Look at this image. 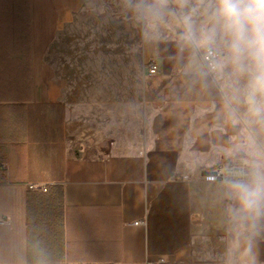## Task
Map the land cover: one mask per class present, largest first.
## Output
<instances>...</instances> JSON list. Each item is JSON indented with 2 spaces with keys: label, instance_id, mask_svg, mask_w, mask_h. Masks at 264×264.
Returning a JSON list of instances; mask_svg holds the SVG:
<instances>
[{
  "label": "crops",
  "instance_id": "obj_1",
  "mask_svg": "<svg viewBox=\"0 0 264 264\" xmlns=\"http://www.w3.org/2000/svg\"><path fill=\"white\" fill-rule=\"evenodd\" d=\"M77 17L71 0H0V264H264V210L233 214L200 178L250 159L217 82L172 38L145 42L132 78L125 56L84 61L67 96L40 47Z\"/></svg>",
  "mask_w": 264,
  "mask_h": 264
},
{
  "label": "clouds",
  "instance_id": "obj_2",
  "mask_svg": "<svg viewBox=\"0 0 264 264\" xmlns=\"http://www.w3.org/2000/svg\"><path fill=\"white\" fill-rule=\"evenodd\" d=\"M146 42L174 38L194 67L211 75L223 100L218 116L249 128L250 159L228 171L233 214L264 210V0H124Z\"/></svg>",
  "mask_w": 264,
  "mask_h": 264
},
{
  "label": "rangeland",
  "instance_id": "obj_3",
  "mask_svg": "<svg viewBox=\"0 0 264 264\" xmlns=\"http://www.w3.org/2000/svg\"><path fill=\"white\" fill-rule=\"evenodd\" d=\"M72 7L77 12V25H73V33L47 37V43L41 45L40 56L53 65L58 61L66 68L68 76L67 90L70 95V78L72 75H82L84 61L113 60L125 56L127 75H136L140 62V50L145 44L141 35V26L136 22L131 12L124 5V0H71ZM46 51V56L45 50ZM78 60V68L71 65ZM73 62V63H72ZM80 79V78H79ZM246 155L233 159H247Z\"/></svg>",
  "mask_w": 264,
  "mask_h": 264
},
{
  "label": "built area",
  "instance_id": "obj_4",
  "mask_svg": "<svg viewBox=\"0 0 264 264\" xmlns=\"http://www.w3.org/2000/svg\"><path fill=\"white\" fill-rule=\"evenodd\" d=\"M146 73L148 77H155L158 73V67L155 61L151 60L146 65ZM247 166L246 159H231L226 162H221L210 169L200 172V178L206 183L223 182L225 174L230 170H238ZM30 190H44L42 186L30 185ZM1 221V220H0Z\"/></svg>",
  "mask_w": 264,
  "mask_h": 264
}]
</instances>
